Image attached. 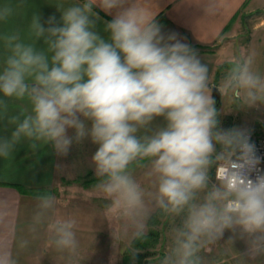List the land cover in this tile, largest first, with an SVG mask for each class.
<instances>
[{
  "label": "clouds",
  "instance_id": "obj_1",
  "mask_svg": "<svg viewBox=\"0 0 264 264\" xmlns=\"http://www.w3.org/2000/svg\"><path fill=\"white\" fill-rule=\"evenodd\" d=\"M20 3H0V25H9ZM180 3L202 13L195 24L220 10V0ZM56 8L59 20L35 12L24 28L0 30V122L12 129L0 135V158L24 142L67 156L90 141L106 217L120 224L112 239L126 241L133 264L140 254L134 242L145 238L154 213L179 221L159 264H205L202 253L221 241L238 264H264V156L250 129L222 125L212 95H234L238 109L264 106V74L254 57L210 87L199 50L165 31L145 0H60ZM101 11L111 16L103 20L106 36L98 28ZM138 168L148 187L134 175ZM37 199L50 207L48 197ZM40 223L37 214L29 232ZM13 243L18 253L30 242ZM46 247L78 264L76 220L51 222ZM0 264H18L7 244L0 245Z\"/></svg>",
  "mask_w": 264,
  "mask_h": 264
},
{
  "label": "crops",
  "instance_id": "obj_2",
  "mask_svg": "<svg viewBox=\"0 0 264 264\" xmlns=\"http://www.w3.org/2000/svg\"><path fill=\"white\" fill-rule=\"evenodd\" d=\"M4 2L5 0H0V3ZM12 2L17 3L18 0ZM58 2L60 0H22L16 16L9 25H0V30L5 27L24 28L35 12L41 14L45 20L53 14L59 20L60 12L56 8ZM77 2L80 0H63L65 6ZM145 2L156 14L165 31L178 33L193 47L210 49V51L199 50L202 61L208 66L210 87L219 85L218 80L227 64L226 51L229 45L221 43L222 36L227 30L232 45L241 23L247 21L254 32L260 33V43H264V0H220L218 14L210 20L197 24L195 20L202 13L195 8L182 5L180 0H145ZM100 16L102 21L99 22L98 28L101 29V35L106 36L107 34L102 31L103 20H110L111 16H107L102 11ZM260 66L264 72V57ZM218 92L220 99L221 91ZM212 95L214 98L217 96L214 91ZM17 106L16 102L10 101L11 108L15 109ZM258 113L259 118L264 120V106L260 107ZM11 130V128L5 129L4 123L0 122V135H9ZM81 145L85 146L87 143ZM92 154L86 152L85 158H90ZM65 157L58 156L50 145L40 144L36 150H33L27 142H24L17 145L9 158H0V245L11 246L13 252L17 254L18 262L22 259L18 258L19 252L17 253L13 238L28 239L29 245L36 246L34 248L36 251L38 246L46 244L50 223L63 217V207L53 202L52 197H48L50 207L42 208L37 195L30 191L40 192L55 186L60 180H65L68 174ZM37 214L41 223L35 233H30L29 224ZM36 255L26 256L25 264L32 262L33 259L40 262L44 260L38 255L36 258Z\"/></svg>",
  "mask_w": 264,
  "mask_h": 264
},
{
  "label": "rangeland",
  "instance_id": "obj_3",
  "mask_svg": "<svg viewBox=\"0 0 264 264\" xmlns=\"http://www.w3.org/2000/svg\"><path fill=\"white\" fill-rule=\"evenodd\" d=\"M223 34L221 43L229 45L226 51V62L224 71L219 78V85L225 80L226 75H230L229 69L232 66L239 65L249 56L254 57V67L261 73L260 62L264 57V43H260V33L254 32L249 22L244 21L236 32V38L233 44L230 42L227 34ZM263 39V37H262ZM220 96V95H219ZM221 110V121L225 128L241 127L252 129H261L264 131V120L259 118L260 108L238 109V101L232 94L222 95L219 99ZM258 117V118H257ZM261 117V116H260ZM257 120V121H256ZM255 122V124H253ZM259 125V126H258ZM261 125V126H260ZM82 146L73 145L68 155L65 157L66 169L68 174L65 180H60L53 187L46 189V197H52L53 202L63 207V217H71L76 220L77 238L80 242V257L78 264H133L129 257V249L126 241H113L112 232H119L120 224L115 219L106 217V204L108 203L96 188L97 179L94 175V168L91 163V157L85 158V153L92 154L96 150L95 145L85 140ZM82 147V148H79ZM134 175L145 187H148V181L144 178V169H136ZM178 220L165 216L160 213H154L147 222L146 236L154 233L152 236L144 238L134 247L140 250L135 264H159L160 259L169 247L170 228ZM229 233H225L224 240H227ZM209 246L202 255L205 264H238L237 253L230 246L223 243ZM142 245V246H141ZM29 245L27 250H20L18 258L22 259L18 264H25L26 256L38 255L44 260L35 261L27 264H66L51 247L46 244L38 246ZM234 247L237 250H243L245 245L242 241H237ZM36 255V258H38Z\"/></svg>",
  "mask_w": 264,
  "mask_h": 264
},
{
  "label": "built area",
  "instance_id": "obj_4",
  "mask_svg": "<svg viewBox=\"0 0 264 264\" xmlns=\"http://www.w3.org/2000/svg\"><path fill=\"white\" fill-rule=\"evenodd\" d=\"M251 139L257 147L258 154L264 156V131L261 129H252ZM261 167H264V164Z\"/></svg>",
  "mask_w": 264,
  "mask_h": 264
},
{
  "label": "trees",
  "instance_id": "obj_5",
  "mask_svg": "<svg viewBox=\"0 0 264 264\" xmlns=\"http://www.w3.org/2000/svg\"><path fill=\"white\" fill-rule=\"evenodd\" d=\"M195 48L196 49H198V50H203V51H210V49H208V48H199V47H196L195 46ZM215 100H216V106H219L220 105V103H219V98H218V96H216L215 97ZM31 193H33V194H35V195H40V194H43V195H47V191L46 190H43V191H34V192H32V191H30ZM154 233L152 232L150 235H148L149 237L150 236H152ZM147 236V237H148ZM147 237H145V238H147ZM140 241H137V242H135V244H143V242H141V243H139ZM142 246V245H141Z\"/></svg>",
  "mask_w": 264,
  "mask_h": 264
},
{
  "label": "water",
  "instance_id": "obj_6",
  "mask_svg": "<svg viewBox=\"0 0 264 264\" xmlns=\"http://www.w3.org/2000/svg\"><path fill=\"white\" fill-rule=\"evenodd\" d=\"M215 93H216V95L218 96L219 95V92H218V90L217 91H214Z\"/></svg>",
  "mask_w": 264,
  "mask_h": 264
}]
</instances>
